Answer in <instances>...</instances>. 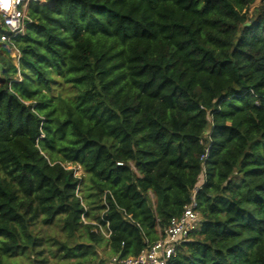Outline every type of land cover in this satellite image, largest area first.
Returning <instances> with one entry per match:
<instances>
[{"label": "trees", "instance_id": "1", "mask_svg": "<svg viewBox=\"0 0 264 264\" xmlns=\"http://www.w3.org/2000/svg\"><path fill=\"white\" fill-rule=\"evenodd\" d=\"M26 18L18 59L0 45V264L44 263L39 225L60 260L137 257L195 188L168 264H264V0H35Z\"/></svg>", "mask_w": 264, "mask_h": 264}, {"label": "built area", "instance_id": "2", "mask_svg": "<svg viewBox=\"0 0 264 264\" xmlns=\"http://www.w3.org/2000/svg\"><path fill=\"white\" fill-rule=\"evenodd\" d=\"M32 1L35 0H11L8 8L0 7V45H4L9 50L14 60L19 56L14 40L24 34L26 10ZM256 104L258 105V102ZM197 189L193 190V196L189 204L183 208L182 214L178 218L171 219L163 237L137 257L124 259L119 264H168L175 254L176 245L198 224L199 215L194 198ZM105 236L108 237V234Z\"/></svg>", "mask_w": 264, "mask_h": 264}, {"label": "rangeland", "instance_id": "3", "mask_svg": "<svg viewBox=\"0 0 264 264\" xmlns=\"http://www.w3.org/2000/svg\"><path fill=\"white\" fill-rule=\"evenodd\" d=\"M76 170H77L76 175L78 176L80 174V169L77 168ZM38 228L40 231V236L42 237L43 240V246L41 248L43 252L42 258L44 260V263H39V264H75L76 263L75 259L60 260L58 254H56L57 256H53L51 253L52 251L55 250V248L52 247L49 238L52 237L54 240L57 241H62L65 239V236L62 233H60L59 227L53 226L51 228H48L39 225ZM94 250L97 252L96 258L92 260L93 262L90 261L91 263H84V264H114L111 258V254L104 247V245L94 247ZM16 261L20 262L21 264H27L21 261V259H17Z\"/></svg>", "mask_w": 264, "mask_h": 264}, {"label": "clouds", "instance_id": "4", "mask_svg": "<svg viewBox=\"0 0 264 264\" xmlns=\"http://www.w3.org/2000/svg\"><path fill=\"white\" fill-rule=\"evenodd\" d=\"M11 4V0H0V7L8 8Z\"/></svg>", "mask_w": 264, "mask_h": 264}, {"label": "water", "instance_id": "5", "mask_svg": "<svg viewBox=\"0 0 264 264\" xmlns=\"http://www.w3.org/2000/svg\"><path fill=\"white\" fill-rule=\"evenodd\" d=\"M248 24H246V26H247Z\"/></svg>", "mask_w": 264, "mask_h": 264}]
</instances>
